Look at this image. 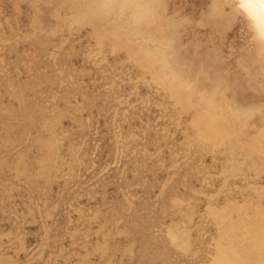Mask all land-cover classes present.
<instances>
[{
  "label": "rangeland",
  "instance_id": "374dc122",
  "mask_svg": "<svg viewBox=\"0 0 264 264\" xmlns=\"http://www.w3.org/2000/svg\"><path fill=\"white\" fill-rule=\"evenodd\" d=\"M80 6L0 0V264H239L233 225L264 264V126L195 102L157 22Z\"/></svg>",
  "mask_w": 264,
  "mask_h": 264
},
{
  "label": "bare ground",
  "instance_id": "6f19581e",
  "mask_svg": "<svg viewBox=\"0 0 264 264\" xmlns=\"http://www.w3.org/2000/svg\"><path fill=\"white\" fill-rule=\"evenodd\" d=\"M162 2L166 6L163 17H157L149 12L147 5L141 6L138 2L131 5L136 9L132 27L136 28L137 25L145 22L148 24L157 22L159 24L157 25L164 30H162L164 38L162 40L166 41V35L173 40L171 42V39H168V42L171 43V47L172 43L175 44L176 54L173 55V59L177 62H173L171 58L172 63L166 59L164 61L171 66L173 64L172 67H175L173 71L176 69L175 76L180 77L183 74L181 76L180 71L179 74L177 70H181L179 68L185 63L191 64L189 77L192 79L183 76L185 79L179 78V82L182 80L187 83L186 85L183 82L184 86L192 88L195 96L198 97L197 100L194 97L195 102L200 101V105L203 103L209 109L213 107L212 110L226 107L227 111H231L230 114L236 116V120L238 118L242 122L244 119V122L251 121L252 126L255 125L254 123L264 126V47L261 48L250 39L246 23L238 18L239 13L234 7V0H162ZM243 8L251 17L258 20L264 18V3H249L243 5ZM159 49L161 50V47ZM182 69L186 73V69ZM188 80H191L192 84ZM217 87L225 94L208 92ZM259 129L258 132H261L263 127ZM243 228L245 229V226ZM236 231V225L231 226V233L224 243L227 257L236 260L242 257L241 262L239 260L238 263L245 264L244 255L247 246L253 244L252 233L250 231L236 233ZM174 235L178 236L177 233ZM258 248L257 250L261 249L264 252V243ZM256 253L258 254L257 251ZM260 261L262 262L263 259ZM249 262L252 264L251 261Z\"/></svg>",
  "mask_w": 264,
  "mask_h": 264
},
{
  "label": "clouds",
  "instance_id": "9594fccd",
  "mask_svg": "<svg viewBox=\"0 0 264 264\" xmlns=\"http://www.w3.org/2000/svg\"><path fill=\"white\" fill-rule=\"evenodd\" d=\"M140 3L141 6L147 5L149 12L157 17H163L165 5L162 0H81L80 14L89 19L106 22L124 21L126 27L132 26L135 7L131 5ZM249 3H264V0H234V7L239 13V19H242L249 32L250 39L258 46L264 47V18L256 19L249 16L243 8V5ZM135 30L140 33L138 39L140 43L151 46L152 36L149 33L148 22L139 24ZM212 94H225L220 88L208 91Z\"/></svg>",
  "mask_w": 264,
  "mask_h": 264
}]
</instances>
